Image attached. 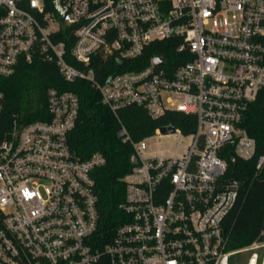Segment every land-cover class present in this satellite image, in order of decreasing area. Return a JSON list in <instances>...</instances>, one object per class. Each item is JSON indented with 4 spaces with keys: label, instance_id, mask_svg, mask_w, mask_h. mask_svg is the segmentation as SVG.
Listing matches in <instances>:
<instances>
[{
    "label": "built area",
    "instance_id": "2783aa9c",
    "mask_svg": "<svg viewBox=\"0 0 264 264\" xmlns=\"http://www.w3.org/2000/svg\"><path fill=\"white\" fill-rule=\"evenodd\" d=\"M166 43L173 51L140 69L96 76L97 57L140 63ZM36 59L68 82H91L120 122L132 147L128 219L94 246L93 170L105 157L82 159L69 144L78 94L51 87L48 119L7 125L0 90V264H238L245 252L247 264H264V239L228 247V217L243 193L229 166L257 152L242 120L264 91V0H0V76ZM132 104L152 117L193 114L196 128L158 127L135 140L119 115ZM165 136L176 150L160 145Z\"/></svg>",
    "mask_w": 264,
    "mask_h": 264
},
{
    "label": "trees",
    "instance_id": "16d2710c",
    "mask_svg": "<svg viewBox=\"0 0 264 264\" xmlns=\"http://www.w3.org/2000/svg\"><path fill=\"white\" fill-rule=\"evenodd\" d=\"M172 51V45L166 43L147 50L139 59L140 63L97 57L92 64L97 78L104 82L112 73L140 69L155 53ZM51 87L74 91L80 99L79 115L68 137L71 148L82 159L95 152L105 157V163L93 170L99 209V224L93 240L94 246L102 249L111 242L116 229L128 219L121 204L126 198L124 177L132 169V147L119 136L120 122L102 102L99 90L91 82H68L55 64L41 59L20 65L10 76H0V90L5 94L2 119L7 125L14 119L20 122L48 119L46 100L47 90ZM119 115L135 140L147 137L163 126H175L191 133L197 124L193 114L172 110L152 117L143 105L137 104L121 108ZM242 126L256 139L257 152L252 160H237L229 166V176L241 181L243 188L241 198L228 217L230 249L264 239V165L257 168L259 157L264 155V91L250 104Z\"/></svg>",
    "mask_w": 264,
    "mask_h": 264
},
{
    "label": "rangeland",
    "instance_id": "374dc122",
    "mask_svg": "<svg viewBox=\"0 0 264 264\" xmlns=\"http://www.w3.org/2000/svg\"><path fill=\"white\" fill-rule=\"evenodd\" d=\"M149 142L151 144H155L156 143V140H149ZM176 142L177 140H173L172 138L170 137H162L161 140H160V145L162 147H168V146H171L173 150H176L177 147H176ZM261 255H262V251L261 250H257ZM251 253L249 252H245L243 253L241 256L238 257V264H247L248 263V258L250 256Z\"/></svg>",
    "mask_w": 264,
    "mask_h": 264
},
{
    "label": "water",
    "instance_id": "95a60500",
    "mask_svg": "<svg viewBox=\"0 0 264 264\" xmlns=\"http://www.w3.org/2000/svg\"><path fill=\"white\" fill-rule=\"evenodd\" d=\"M160 62V59L159 58H155V63H159ZM176 129L175 126H163L161 128V131L162 133L164 134H167V133H170V132H174Z\"/></svg>",
    "mask_w": 264,
    "mask_h": 264
}]
</instances>
